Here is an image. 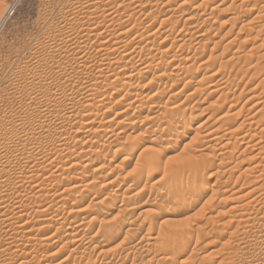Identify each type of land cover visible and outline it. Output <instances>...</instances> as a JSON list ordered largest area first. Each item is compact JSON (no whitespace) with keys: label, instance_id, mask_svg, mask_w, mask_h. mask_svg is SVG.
<instances>
[{"label":"rangeland","instance_id":"1","mask_svg":"<svg viewBox=\"0 0 264 264\" xmlns=\"http://www.w3.org/2000/svg\"><path fill=\"white\" fill-rule=\"evenodd\" d=\"M70 1L74 4H71ZM76 1L77 0H20V2L17 3V0H0V119L2 118V124H5L6 126L5 127L3 125L5 136L8 138L6 145L9 151V161L6 162V159H3L5 157L4 156L2 158L3 162H0L1 208L6 210L10 209V206H13L12 203H15L16 200H22L21 202L24 204H28L30 199L35 200L34 203L36 206L34 203H30V207L23 212V214L26 216L23 215L21 218V223H31L26 224L28 225L27 228L29 227L28 229L31 231L30 233L33 234L31 236L29 233L28 236L30 237L27 236L30 241L32 240L31 242H35L38 238L40 239L41 236L46 237L48 242L50 239L49 243L47 240L45 241V245H43V248H41L42 252L39 253L40 255H36L38 259L36 263L59 264L58 260H61L63 256L66 257L67 255L68 257L69 255L70 259L64 257L65 259L69 260H66L69 262V264H73L75 261V264H83L85 261H87L86 258L92 262L94 261L93 264H159L160 261L162 262L160 259L167 260L168 262L166 263L164 261L160 264H180L182 261L183 264H223L222 259L224 260V264H226L225 262L227 261L229 264H264V218L261 217L262 219L260 220V215L256 217L251 214L252 212L256 211L257 208L261 209L262 207L264 210V205H260V203H257L256 205V202H253L255 205H253L252 209L250 207L243 208L242 205L246 203V197V199L244 198L243 200L240 199V201H236H239L237 203L238 205L241 203L237 209L231 210L232 208H230L232 207V203L235 202H232L233 198L239 193L237 192L236 194L237 189L242 186L246 192L248 188L247 183L257 178V176H254L253 174H258V171L256 170L251 172L249 171V175L247 173H243V176L240 174V172L245 169V166H251L255 163V161H258V157H264V151L262 152L261 156L255 155L256 157H253L257 151L248 150L249 148L246 151L244 148V146L246 147L245 144L249 138V133V136H251V134L254 132H256L255 135L259 134V137L257 135L256 137H251L253 140H257L258 138V140H264V128L262 130L263 132L260 130V133H257L258 129H262L261 127H263V125H257V130L250 129L246 126L240 129V126H237L244 117H250L255 111H257L260 105L262 106L264 104L262 103L249 109L258 100H264V0H182V3L181 0H172L173 2L171 0H140L141 2L138 0H133V2L132 0H95L96 2L91 4L92 6L90 5V8L92 11L97 12H95L96 18L92 17V15H89V12L83 10L80 13L81 15L79 14V16L75 19L79 22L70 18L73 15L72 10L74 11L76 9L75 6H77V4L80 2L82 6H86L87 4L91 3V0H85V4L83 3L84 0H78L77 3ZM95 4H97V8H95ZM137 6H139V8ZM108 10L116 11L115 13H112L114 16H112V18H115L112 19L113 22L107 20L110 18L106 15ZM84 12L85 14L83 15ZM235 15L237 16L236 18ZM67 17L72 21H67ZM201 20L204 21L201 22ZM70 22L73 23L71 24ZM109 23H112L113 25H110ZM82 24L83 26H81ZM85 24L87 26L90 24L91 27L99 28L98 31H102V38L100 37L99 39H93L92 37L91 39L87 40V42L85 41L88 43L85 44L87 45V48L85 45L82 47L86 48L85 55L87 57V63L83 64V62L86 61H82L84 66L80 64V66L77 68V61L75 58L76 56H73L75 55H72L73 50L70 52L69 49L70 47L74 48L80 44H84V42L80 43L82 38H79V35H77L75 31H78L79 28L81 29L82 27L85 28ZM118 24H122L124 28L122 26L117 28L116 26ZM100 25L102 28L99 27ZM103 27L105 28L103 29ZM120 30H124L126 32L130 31V33H128L132 35L125 36L124 39L126 40L119 44L112 43L113 39L110 38V36L112 34H117V32ZM58 31H61V33L64 34L66 44L64 46H67V54L64 52L59 53L58 51H55L57 50L56 46L63 45L62 41L57 42L59 45H53L49 49L42 46V42L45 41L49 34L56 33ZM103 31L109 32L104 33ZM168 31H171L170 34ZM157 32L160 33L158 34ZM139 35L149 37L142 41L139 40ZM103 37L105 39L108 37L111 40L106 42L104 41L105 39ZM103 42L106 43L102 44ZM124 42H126V51H123L121 47L124 45ZM106 44H110V46L108 45L110 48ZM103 46H107L108 48H104ZM101 47L103 48L101 49L102 52H98V48ZM125 48L123 47L124 50ZM105 49L107 50L105 51ZM120 51L123 53H120ZM124 52H126L125 54L129 53L130 56L128 54L129 58L125 57L124 60H120L119 57H121ZM63 55H65V57ZM102 58L105 59L101 60ZM245 58H247V60ZM114 59H118L117 61H119L120 64V66L118 64L114 66L117 74L115 76H106L107 71L105 70L108 69L105 67H107V64ZM152 60L153 62H151ZM93 61H95L97 64L95 62L93 63ZM257 63H259V65ZM143 64L146 65V68ZM53 66L55 68H52ZM187 67H191V72L188 73V75L185 72ZM74 69L77 71H74ZM99 70L103 72V76L101 74V78H98V80H96L97 83L95 82L93 84V90L91 89L89 91L91 94L95 92L97 94H95V96L98 99H106V102L99 107H94L95 109H87L85 106H82L86 103H81L83 95L81 92L84 93L86 86L90 82H93V80H91L92 78L89 76H91V74L93 75L94 73L97 74L98 72L94 71ZM102 72H99L98 74ZM30 74H34L35 83H30L27 81V79H29L28 75ZM209 82L211 84H209ZM214 82L217 83L216 85L218 86V89L216 88L217 86ZM222 87L223 89H221ZM225 87L229 88L230 90ZM212 89H214V91H211ZM221 93H228L227 103L231 105L229 108L234 105V107H232L233 110L231 109L232 111H229L228 113V115L231 116L229 119H231L233 123L236 122L237 125L236 123V126L233 123L231 124V120L226 119L227 122L230 123L228 124L225 121V125H223V127H221L217 132L220 134L227 127H236L235 129H237V131L240 129L238 134L245 135L244 137L246 138L248 137L247 139L245 138L246 142H242L240 138H238L239 140L236 143V134L233 135V137H231L232 141H230L232 143L235 141V150L234 147L231 148L233 145H231V143V146L229 145V148L227 147V149L222 147L224 144L221 145V148H223L221 149L220 142L213 144L214 141H211V137H214V134L211 131H214V128H216L219 124L218 123L215 125L214 121L217 119V117L219 118L220 115L224 114L226 108L229 106V104L225 103L224 109L221 111L218 110L221 104L220 102H222L218 99ZM66 95L70 98L73 96L75 101L73 100L72 104H67V101L63 100V97ZM233 97L234 100L231 99ZM35 99L38 101L41 100L40 102L43 103H49V105H47L48 107L43 106L42 108L45 109H42L40 112H38V110H34L32 108V104L30 105V101L34 102L36 101ZM228 99L232 101H229ZM232 102H235L236 104H232ZM123 109L125 110V112H123L124 116H118L119 118H114L115 112L121 110L124 111ZM262 111L259 113L262 114ZM166 112L173 113V116H178V119L181 120L175 127V130H169L167 127L165 128V125L157 126L159 123L158 121H164L163 117ZM233 114L235 115L232 119ZM112 116L114 119L111 121L110 119ZM260 116L263 117V115ZM80 117H85L87 122L80 119ZM121 117L124 119H120ZM159 118L160 120H158ZM79 120L82 123L78 122ZM90 121L92 123H90ZM85 122L87 124L89 123L92 128L96 129L95 134H91V136H85L87 134L85 131L87 126H84L86 125ZM58 125H60L59 128ZM15 127H17L19 131L17 135L14 133L16 130ZM7 128L8 130H5ZM59 129L61 130L60 139ZM112 130H114V135H110L111 133L108 132ZM122 130L123 132H121ZM10 131L12 133H10ZM55 131H57L59 135H57ZM194 132L197 133L195 134ZM127 133L129 134L127 135ZM137 136L138 139H136ZM238 136L239 135H237V137ZM141 137L147 138L143 139ZM198 138L201 141H199ZM56 139H59L60 141H56ZM153 139L155 142H153ZM64 140L66 142H64L65 144L62 146ZM248 140H250V138ZM58 142H62L61 147L60 145H56L58 148L60 147V149L53 145L59 144ZM207 143L208 145L211 143L212 144L208 146ZM51 144L52 147L55 146L57 149L52 148ZM120 145L123 148H121ZM93 151H95V153H92ZM225 151H229V153L230 151L231 153L233 152V154L230 153L232 156L228 158L227 156L229 153L226 154L227 156L222 155L225 153ZM241 151L244 152L242 153ZM142 153L143 155H141ZM150 154L151 156H154L156 163L158 161V166H156L158 163L154 164L152 161L150 162L149 159L147 160V156ZM198 154L204 159L208 157V168L206 171H199L197 174V195H193L192 192H186L185 194L183 193V189L177 186L181 184L184 185V182L189 176L188 170L186 169L187 171L182 173V176L180 175L182 171L177 172V174L179 173L183 179H180L181 177L179 175L178 176L180 178L173 176L172 173V175L169 174V172L167 173V170L170 171L172 167L173 169L171 170H174V168L178 170L182 169L181 166H185L184 163L186 161L191 159L193 161L197 160L199 158ZM24 156H28L30 159L32 158V160L26 161ZM249 157H253L254 160H251ZM199 159H201V157ZM27 164L28 166L31 165L32 168L30 169V175L29 173H25V176H27L25 178L23 171L25 167L24 165ZM148 164H150V166H148ZM177 164L181 166H178ZM230 165H232L231 167L233 168L229 167ZM95 168H98V170ZM230 168L232 170H230ZM93 169H95V172ZM41 170L44 173H42ZM182 170H184V167ZM3 171H6L9 177H6L7 175L5 176ZM173 173L176 175L175 172ZM14 174L20 176L18 177L19 179H17L19 184L10 179V177ZM34 175H36L37 179L34 178ZM236 175H241V179L236 180ZM31 176H34V179L31 180L36 181L32 182L29 180ZM239 176L237 177L239 178ZM140 177L141 179H138ZM174 177L177 178L176 180H178V182L181 183L183 181V183L179 184L174 180ZM216 179L217 181H215ZM244 180L248 181L245 183ZM11 181H13L14 184H12ZM107 181H113V183H108ZM242 183H245L244 186ZM131 184L134 186L132 187ZM183 185H181V187L185 188V185ZM36 187L38 188L36 189ZM68 191L72 194H70ZM203 191H205V193ZM65 192H68L69 195L67 193L65 195ZM42 193L43 198H40L42 197ZM35 194L37 196H35ZM60 194H63L64 196ZM35 197L36 199H34ZM65 199H67V201ZM109 199H111L114 203L109 201ZM44 200L47 201L45 202V207L43 204L39 205V202L44 203ZM80 201L82 202L80 203ZM247 201H249V199ZM38 206H41V209L47 208L48 206L49 210H51L50 213L53 211V213H55L58 208H61L59 210L62 213L63 219H59L58 222L55 221V223L54 221L53 223L51 222L50 224L53 226L48 224L50 228H48V226L47 229L46 227L43 228V226L46 225L45 221L41 220L43 216L41 217L38 214V216H35L36 213H33V210L35 211V208L37 209ZM42 206L44 208H42ZM104 206L107 207L105 208ZM187 206H189V209H187ZM254 208L256 209L254 210ZM106 209L108 210L107 213L109 215L106 213L104 214ZM209 210L212 212L209 213ZM26 212L30 214H27ZM205 215L207 216L205 217ZM27 216H29V219H27L28 221L25 220V217ZM209 216L213 217L211 221L207 220V217ZM250 216H253L251 218H255L250 219ZM205 219L209 222H207ZM122 220H124V223ZM239 221H242L241 223L243 224H241ZM251 221L252 223H250ZM253 221V226L255 227L251 226ZM245 222L248 224L250 223V228ZM237 223H240L239 226ZM40 225H42V229L50 231L46 232V230L38 229L40 228ZM102 226H105V228ZM58 227L59 231L56 230ZM107 227L108 229L111 227L115 229H110L112 230V233H107ZM173 228L175 230L178 228L182 232L184 239L181 237L180 238L185 240V244L186 242L188 244L183 246V254L175 255L177 262L173 259H169L168 261V257H170V254H168L170 251L169 247L171 248V244L169 245V243H167L169 246L167 245L168 249L165 248L166 250H162L160 247L158 248L159 244L163 240H165L164 242H167L165 239L167 235L164 234L165 230ZM194 228H196V230L199 228L200 230H197L199 231L196 233L197 235L195 234L196 230H194ZM0 229V231H3L2 228ZM98 230H107L104 239H102L103 237L100 238L103 236H100V234H104V231L99 232V236H96ZM186 230L189 232H186ZM190 230H193L192 235H190ZM52 232L58 233L56 235L59 236L60 239L58 237L56 238V235ZM67 232L69 233L68 235ZM2 233L5 235L3 238H1ZM2 233L0 232V238H6V232L4 231ZM110 233L112 236H109L112 239L107 236ZM145 233H147L146 235L148 236H145ZM49 234L50 238H48ZM199 234L200 237L197 238ZM34 236L35 238H33ZM93 237L94 239L99 238L100 241L98 239L95 241L101 243L102 240V244H107V246L103 245V248H85L84 250V247H82L83 245H80L79 242L83 244L88 243ZM108 237L110 238V241H107L109 240L107 239ZM79 238L81 241L78 242ZM211 238L213 239L212 241ZM28 241L25 244L28 245L30 242ZM74 242L78 243L79 246H76V243ZM212 242L214 243L212 244ZM193 243H195V245ZM231 243L232 245H230ZM240 246L241 248H239ZM57 248L58 250L60 248V252H55V249ZM101 249H106L105 252L110 249V252L108 251L109 254L105 255V253H103L104 251ZM69 251L72 253L74 251L75 252L73 255H70ZM155 251L157 253H155ZM192 252H195L196 255H194ZM78 254L79 257L85 258V260H81L78 257ZM193 255L194 257L196 256L197 259H193ZM72 256H74V259H72ZM201 256H205L206 259L202 258ZM75 259L81 260L82 262H77ZM157 259L160 261L156 262ZM148 261L152 263H149ZM63 262L67 263L64 260ZM0 264H7L1 255Z\"/></svg>","mask_w":264,"mask_h":264},{"label":"bare ground","instance_id":"2","mask_svg":"<svg viewBox=\"0 0 264 264\" xmlns=\"http://www.w3.org/2000/svg\"><path fill=\"white\" fill-rule=\"evenodd\" d=\"M78 1V0H77ZM77 1H76V3H77ZM134 1H137V0H134ZM138 1H140V0H138ZM159 1V0H158ZM172 1V0H171ZM72 2H74V1H72ZM83 2V1H82ZM90 2V1H89ZM94 2H96L95 0L93 1V0H91V3H89V4H87L86 6H82L79 2V4H77V6H75V10L73 11L72 10V12H73V15L70 17L71 19H76V17H78L79 16V14L83 11V10H85L86 12H89V15H92V17H95L96 18V14H95V12L96 11H92L91 10V8H90V5L91 4H94ZM99 2V1H98ZM101 2V1H100ZM132 2H133V0H132ZM141 2V1H140ZM146 2V1H145ZM173 2V1H172ZM223 2V1H222ZM70 3H71V1H70ZM75 3V4H76ZM84 4L86 3L85 2V0H84V2H83ZM135 3V2H134ZM133 3V4H134ZM152 3V2H151ZM181 3H182V0H181ZM180 3V4H181ZM201 3V2H200ZM243 3V2H242ZM71 4H74V3H71ZM71 4H70V6H71ZM118 4V3H117ZM129 4H131V3H129ZM138 4V3H137ZM171 4V3H170ZM254 4V3H253ZM96 6H95V8H97V4H95ZM106 5H108V4H106ZM139 5V4H138ZM144 5V4H143ZM73 6V7H74ZM92 6V5H91ZM141 6V5H140ZM197 6V5H196ZM220 6V5H219ZM242 6V5H241ZM102 8H104L103 6H101ZM107 7V6H106ZM138 8H139V6H137ZM157 7V6H156ZM250 7V6H249ZM252 8V7H251ZM90 9V10H89ZM101 9V8H100ZM106 9V8H105ZM161 9V8H160ZM172 9V8H171ZM247 9V8H246ZM97 10V9H96ZM98 10H99V7H98ZM107 10V9H106ZM134 11V10H133ZM150 11H151V9H150ZM239 11V10H238ZM101 12V11H100ZM103 12V11H102ZM115 13L116 11L115 10H111V11H109L108 10V12H106V15L108 16V17H110L109 19H107V20H109V21H112V19H115V18H112V16H113V14L112 13ZM121 12V11H120ZM153 12V11H152ZM240 12V11H239ZM97 13V12H96ZM147 13V12H146ZM150 13V12H149ZM154 13V12H153ZM235 13H236V11H235ZM242 13V12H241ZM85 14V12L83 13V15ZM88 14V13H87ZM200 14V13H199ZM233 14V13H232ZM68 15V14H67ZM81 15V14H80ZM239 15V14H238ZM101 16V15H100ZM127 16V15H126ZM191 16V15H190ZM193 16V15H192ZM233 16V15H232ZM114 17V16H113ZM134 17V16H133ZM175 17V16H174ZM194 17V16H193ZM237 16L235 15V18H236ZM65 18H66V16H65ZM68 18V17H67ZM99 18H101V17H99ZM152 18V17H151ZM170 18V17H169ZM230 18V17H229ZM232 18V17H231ZM71 19H66L67 21L68 20H71ZM83 19V18H82ZM93 19V18H92ZM105 20V19H104ZM173 20V19H172ZM234 20V19H233ZM236 20V19H235ZM72 21V20H71ZM75 21H77V22H79L78 20H75ZM89 21V20H88ZM93 21V20H92ZM126 21V20H125ZM204 20H201V22H203ZM205 21H207V20H205ZM232 21V20H231ZM101 22V21H100ZM113 22V21H112ZM200 22V21H199ZM71 23V22H70ZM73 23V22H72ZM71 23V24H72ZM84 23H86V22H84ZM96 23V22H95ZM121 23V22H120ZM166 23H168V22H166ZM173 23V22H172ZM70 24V25H71ZM105 24H106V22H105ZM110 24V23H109ZM112 24V23H111ZM110 24V25H111ZM174 24V23H173ZM201 24V23H200ZM75 25V24H74ZM86 25V24H85ZM113 25V24H112ZM116 25V24H115ZM202 25V24H201ZM79 26H80V23H79ZM81 26H83V24L81 25ZM122 26V24H118L116 27L118 28V27H121ZM169 26V25H168ZM200 26V25H199ZM250 26V25H249ZM99 27H101V25L99 26ZM123 28H124V26H122ZM136 27V26H135ZM172 27V26H171ZM193 27V26H192ZM252 27V26H251ZM102 28V27H101ZM100 28V29H101ZM105 27H103V29H104ZM168 28V27H167ZM98 29L99 28H96V27H91L90 26V24H89V26H87L86 25V27L84 28V27H82L81 29L79 28V30L78 31H75V33L77 34V35H79V38H82V40L80 41V43H82V42H84V44H80V45H78L77 47H70V52H72V50H73V52H72V55L73 54H75V55H73V56H76L75 58H76V61H77V64H76V66H77V68L80 66V64H82V61H86V62H83V64L84 63H87V57H86V48H87V45H85V44H88V43H86L87 42V40H89V39H91L92 37H93V39L94 38H97V39H99L101 36H102V31H98ZM172 29H173V27H172ZM241 29V28H240ZM59 30V29H58ZM73 30V29H72ZM110 30V29H109ZM133 30H135V29H133ZM167 30V29H166ZM197 30V29H196ZM199 30V29H198ZM66 31V30H65ZM138 31V30H137ZM141 31V30H140ZM156 31V30H155ZM173 31V30H172ZM194 31V30H193ZM207 31V30H206ZM258 31H260V30H258ZM67 32V31H66ZM104 32V31H103ZM105 32H109V31H105ZM104 32V33H105ZM115 32V31H114ZM130 33V31H119V32H117V34H112L111 36H113V37H111L110 36V38H112L113 39V42L112 43H115V44H119V43H121V42H123L124 40H126V39H124V37L125 36H129V35H132V34H129ZM136 32V31H135ZM169 32V31H168ZM171 32V31H170ZM170 32H169V34H170ZM197 32V31H196ZM203 32V31H202ZM51 33V32H50ZM106 33V34H107ZM116 33V32H115ZM128 33V34H127ZM141 33V32H140ZM145 33V32H144ZM155 33V32H154ZM158 33V32H157ZM156 33V34H157ZM160 33V32H159ZM158 33V34H159ZM193 33H195V32H193ZM49 34V33H48ZM155 34V35H156ZM257 34H258V32H257ZM105 35V34H104ZM148 35V34H147ZM46 36H47V34H46ZM137 36V35H136ZM201 36V35H200ZM259 36V35H258ZM109 37V36H108ZM108 37H106L107 39H105L104 37V41H106V42H109V40H111L110 38H108ZM147 37H149V36H143V35H139L138 36V38H139V40H142V41H144L145 40V38H147ZM46 38V37H45ZM67 38H68V36H67ZM77 38V37H76ZM102 38V37H101ZM134 38V37H133ZM201 39V38H200ZM60 41H62V43H63V45L61 46H56L57 47V50H55V51H58L59 53L60 52H64V53H66L67 51H66V47L64 46V45H66L65 44V37H64V34L63 33H61V31L59 32H56V33H52V34H49L48 36H47V38L45 39V41H43L42 43H43V47H45V48H51L53 45L55 46L56 44H57V42H60ZM76 41L78 42V40L76 39ZM86 41V42H85ZM130 41V40H129ZM133 41V40H132ZM141 41V42H142ZM147 41H149V40H147ZM90 42V41H89ZM95 42H96V39H95ZM106 42H103L102 44H104V43H106ZM134 42V41H133ZM153 42V41H152ZM185 42V41H184ZM188 42V41H187ZM61 43V44H62ZM98 43V42H97ZM125 43L126 42H124V45H122L121 47H122V50L123 51H126V49L127 48H125L126 47V45H125ZM136 43V42H135ZM146 43V42H145ZM196 43V42H195ZM111 44V43H110ZM110 44H106L107 46L109 45L110 46ZM57 45H59V44H57ZM75 45V44H74ZM83 45H85V47H82ZM101 45V44H100ZM134 45V44H133ZM140 45V44H139ZM143 45V44H142ZM152 45H154V44H152ZM64 46V47H63ZM106 46V47H107ZM108 46V47H109ZM130 46V45H129ZM184 46V45H183ZM187 46V45H186ZM262 46V45H261ZM104 47V46H103ZM106 47H104V48H106ZM107 47V48H108ZM120 47V46H119ZM123 47L125 48V50L123 49ZM143 47H144V45H143ZM257 47V46H256ZM40 48H42V47H40ZM94 48V47H93ZM110 48V47H109ZM136 48H137V46H136ZM141 48V47H140ZM101 49H103L102 47L101 48H98V52H102L101 51ZM112 49V48H111ZM119 49V48H118ZM117 49V50H118ZM135 49V48H134ZM171 49V48H170ZM46 50V49H45ZM107 49H105V51H106ZM142 50V49H141ZM253 50H256V49H253ZM37 51V50H36ZM35 51V52H36ZM51 51H52V49H51ZM54 51V52H55ZM105 51H103V52H105ZM159 51V50H158ZM40 52V51H39ZM38 52V53H39ZM53 52V51H52ZM115 52V51H114ZM117 52V51H116ZM137 52V51H136ZM139 52V51H138ZM252 52V51H251ZM64 53H62V54H64ZM112 53V52H111ZM120 53H123L122 51H120ZM119 53V54H120ZM126 52H124V54H125ZM167 53V52H166ZM255 53V52H254ZM56 54H57V52H56ZM67 54V53H66ZM107 54V53H106ZM122 54L121 55V57H119L120 58V60H124V58L125 57H128V54L129 53H127V54ZM144 54V53H143ZM176 54V53H175ZM61 55V54H60ZM71 55V56H72ZM108 55V54H107ZM124 55V56H123ZM138 55V54H137ZM64 57H65V55H63ZM91 56V55H90ZM96 56V55H95ZM129 56H130V54H129ZM132 56V55H131ZM143 56V55H142ZM156 56V55H155ZM101 57H104V56H101ZM92 58V57H91ZM93 58H94V55H93ZM118 58V57H117ZM118 58V59H119ZM129 58V57H128ZM135 58V57H134ZM151 58V57H150ZM232 58V57H231ZM234 58V57H233ZM68 59H70V58H68ZM105 58H102L101 60H104ZM110 59V58H109ZM118 59H114L113 61H111V62H107L108 64V66L107 67H105V68H107L108 70H105V71H107V75L106 76H109V75H116L117 73H116V71H115V69H114V66L116 65V64H118L119 66H120V64H119V61H117ZM143 59V58H142ZM246 60H247V58H245ZM258 59V58H257ZM126 60V59H125ZM127 60H129V59H127ZM135 60V59H134ZM144 60H145V58H144ZM146 60H149V59H146ZM162 60V59H161ZM226 60V59H225ZM97 61V60H96ZM100 61V60H99ZM159 61V60H158ZM172 61V60H171ZM182 61V60H181ZM185 61V60H184ZM245 61V60H244ZM64 62V61H63ZM95 61H93V63H94ZM132 62V61H131ZM151 62H153V60L151 61ZM96 63V62H95ZM128 63V62H127ZM139 63V62H138ZM137 63V64H138ZM140 63H141V61H140ZM184 63V62H183ZM190 63V62H189ZM225 63V62H224ZM246 63V62H245ZM254 63V62H253ZM54 64H56V63H54ZM82 64V65H83ZM97 64V63H96ZM136 64V63H135ZM135 64H133V65H135ZM156 64V63H155ZM206 64V63H205ZM258 65H259V63H257ZM10 65V64H9ZM99 65H101V64H99ZM98 65V66H99ZM124 65H125V63H124ZM130 65V64H129ZM143 65H145V64H143ZM161 65V64H160ZM190 65H192V64H190ZM35 66V65H34ZM84 66V65H83ZM150 66V65H149ZM158 66V65H157ZM10 67V66H9ZM94 67H95V65H94ZM112 67V68H111ZM117 67V66H116ZM134 67V66H133ZM179 67V66H178ZM254 67V66H253ZM261 67V66H260ZM13 68V67H12ZM27 68V67H26ZM52 68H55L54 66L52 67ZM73 68V67H72ZM119 68V67H118ZM139 68V67H138ZM145 68H146V65H145ZM191 67H187V69H186V73H187V75H188V73H190L191 72V69H190ZM258 68V67H257ZM30 69V68H29ZM83 69V68H82ZM97 69V68H96ZM99 69H101V68H99ZM127 69H128V66H127ZM149 69V68H148ZM177 69V68H176ZM118 70V69H117ZM137 70H139V69H137ZM146 70V69H145ZM188 70V71H187ZM16 71V70H15ZM58 71V70H57ZM74 71H77L76 69H74ZM104 71V72H105ZM130 71H132V70H130ZM129 71V72H130ZM256 71V70H255ZM11 72V71H10ZM94 72H102V71H94ZM93 72V73H94ZM163 72V71H162ZM161 72V73H162ZM19 73V72H18ZM25 73V72H24ZM91 74V76H89V77H91L90 79L91 80H93V82H90L87 86H86V90H85V92L84 93H82L81 92V94H83L82 95V101H81V103H86L85 105H82V106H85V108H87V109H92V108H94V107H99V106H101L102 104H104L105 102H106V99H98L96 96H95V92L94 91H92V92H94V93H90V91L89 90H93V88H92V86H93V84L96 82L97 83V81L96 80H98V78H101V74H102V76H103V72L102 73H100V74ZM134 73V72H133ZM176 73V72H175ZM11 74V73H10ZM63 74V73H62ZM119 74V73H118ZM138 74V73H137ZM165 74V73H164ZM167 75V74H166ZM29 77V79H27V81L28 82H30V83H35L34 82V79H35V76H34V74H30V75H28ZM83 76V75H82ZM110 76V77H111ZM165 76V75H164ZM169 76V75H168ZM178 77V76H177ZM220 77V76H219ZM51 78V77H50ZM71 78V77H70ZM78 78V77H77ZM80 78V77H79ZM88 78V77H87ZM105 78V77H104ZM168 78H170V77H168ZM183 78V77H182ZM189 78V77H188ZM222 78V77H221ZM17 79V78H16ZM43 79V78H42ZM106 79V78H105ZM160 79V78H159ZM171 79V78H170ZM173 79V78H172ZM175 79V78H174ZM184 79V78H183ZM251 79V78H250ZM14 80V79H13ZM18 80V79H17ZM24 80H25V78H24ZM50 80V79H49ZM48 80V81H49ZM67 80V79H66ZM166 80V79H165ZM209 80V79H208ZM223 80V79H222ZM233 80V79H232ZM260 80V79H259ZM262 80V79H261ZM39 81V80H38ZM73 81V80H72ZM82 81V80H81ZM107 81V80H106ZM110 81V80H109ZM201 81H204V80H201ZM215 81V80H214ZM16 82V81H15ZM24 82V81H23ZM41 82V81H40ZM51 82H54V81H51ZM126 82V81H125ZM180 82V81H179ZM185 82V81H184ZM213 82V81H212ZM107 83V82H106ZM128 83H129V81H128ZM199 83V82H198ZM203 83V82H202ZM205 83V82H204ZM215 83V82H214ZM218 83H219V81H218ZM234 83V82H233ZM258 83V82H257ZM10 84H12V83H10ZM40 84V83H39ZM167 84V83H166ZM209 84H211L210 82H209ZM217 83H215V85H216ZM121 85V84H120ZM176 85V84H175ZM174 85V86H175ZM199 85H201V84H199ZM228 85V84H227ZM234 85V84H233ZM260 85V84H259ZM263 85V84H262ZM212 86V85H211ZM217 86V85H216ZM221 86V85H220ZM220 86H219V88H220ZM102 87V86H101ZM125 87V86H124ZM182 87V86H181ZM213 87V86H212ZM228 87V86H227ZM227 87H225V88H227ZM56 88V87H55ZM107 88V87H106ZM109 88V87H108ZM196 88V87H195ZM197 88H198V86H197ZM201 88V87H200ZM217 89H218V86L216 87ZM216 88H215V90H216ZM235 88V87H234ZM51 89V88H50ZM114 89V88H113ZM123 89V88H122ZM221 89H223V87L221 88ZM227 89H229V88H227ZM226 89V90H227ZM58 90V89H57ZM95 90V89H94ZM125 90V89H124ZM179 90V89H178ZM202 90H204V89H202ZM201 90V91H202ZM230 90V89H229ZM87 91V92H86ZM114 91V90H113ZM117 91V90H116ZM193 91V90H192ZM211 91H214V89H212ZM219 91V90H218ZM224 91V90H223ZM32 92V91H31ZM34 92V91H33ZM58 92V91H57ZM230 92V91H229ZM259 92V91H258ZM125 93V92H124ZM123 93V94H124ZM127 93V92H126ZM180 93V92H179ZM178 93V94H179ZM99 94V93H98ZM103 94V93H102ZM193 94V93H192ZM228 94V93H227ZM227 94L225 93V94H220L219 95V97H218V99L219 100H221L222 102H220L221 104H220V106H219V108H218V110L219 111H221V110H223L224 109V105H225V103H227ZM258 94V93H257ZM63 95H65V94H63ZM72 95V94H71ZM97 95V94H96ZM116 95V94H115ZM125 95V94H124ZM171 95V94H170ZM6 96V95H5ZM236 96H237V94H236ZM258 96V95H257ZM32 97H34V96H32ZM72 98H70V97H68L67 95L66 96H64L63 97V100H66L67 101V104H72V102H73V100H74V97L73 96H71ZM76 97V96H75ZM79 97V96H78ZM123 97H125V96H123ZM127 97V96H126ZM223 97V98H222ZM231 97V96H230ZM41 98V97H40ZM47 98V97H46ZM97 98V99H96ZM100 98V97H99ZM104 98H106V97H104ZM110 98V97H109ZM189 98V97H188ZM188 98H186V99H188ZM30 99H32V98H30ZM45 99V98H44ZM55 99V98H54ZM79 99H81V98H79ZM232 100H234V97L233 98H231ZM36 100V99H35ZM43 100V99H42ZM47 100V99H46ZM77 100V99H76ZM134 100V99H133ZM229 100V99H228ZM232 100H229V101H232ZM41 100H36V101H34V102H31L30 101V105L32 104V108L34 109V110H38V112H40V111H42V107L43 106H47V105H49V103L47 104V103H43V102H40ZM69 101V102H68ZM75 101V100H74ZM226 101V102H225ZM45 102V101H44ZM59 102V101H58ZM63 102H65V101H63ZM122 102V101H121ZM156 102V101H155ZM23 103V102H22ZM25 103V102H24ZM75 103V102H74ZM119 103V102H118ZM262 103H264V100H258L257 102H255L250 108H249V106H248V108L249 109H251V108H253L254 106H256V105H260V104H262ZM11 104V103H10ZM108 104V103H107ZM127 104V103H126ZM227 104H229V103H227ZM232 104H236L235 102H232ZM27 105H29V104H27ZM177 105V104H176ZM180 105V104H179ZM164 106V105H163ZM174 106V105H173ZM231 105L229 104V106L226 108V111H225V113L224 114H222V115H220L219 116V118L217 117V119L214 121V123H215V125H217L218 123L220 124V123H222V124H218L217 125V127L216 128H214V131H211L213 134H214V137L212 138L211 137V141L213 142V144H215V143H219L220 142V148H221V145H223L222 147L223 148H225V149H227V147L229 148V145H230V143H231V148H233L234 147V150H235V146H236V143L238 142V138H240V140L242 141V142H246V140H245V138L246 137H244L245 135H240V134H238V132H239V130L241 129V128H243L244 126H246V127H248V128H250V129H256L257 130V125H259V124H262L263 125V127H261L262 129H258V132L257 133H260V130H261V132H263L262 130H263V128H264V111H262V110H264V104L260 107L259 106V108L257 109V111H255L250 117H248L247 116V118L246 117H244L240 122H239V125H237V123L236 122H232V120L231 119H229L231 116L230 115H228V113H229V111H232L233 109H232V107H234V105L231 107V108H229ZM35 107H36V109H35ZM48 107V106H47ZM46 107V108H47ZM110 107V106H109ZM122 107V106H121ZM120 107V108H121ZM127 107V106H126ZM128 107H130V106H128ZM132 107H133V105H132ZM136 107V106H135ZM134 107V108H135ZM176 107V106H175ZM30 108V107H29ZM68 108V107H67ZM101 108V107H100ZM173 108V107H172ZM31 109V108H30ZM45 109V108H44ZM43 109V110H44ZM84 109V108H83ZM95 109V108H94ZM98 109V108H97ZM119 109V108H118ZM174 109V108H173ZM232 109V110H231ZM33 110V111H34ZM99 110V109H98ZM109 110V109H108ZM124 110V109H123ZM151 110V109H150ZM157 110V109H156ZM92 111V110H91ZM96 111V110H95ZM127 111V110H126ZM175 111V110H174ZM179 111V110H178ZM236 111H238V110H236ZM260 111H262L263 113L261 114V113H259ZM123 112H125V110L124 111H117V112H115V116H114V118L115 117H118V116H124V113ZM104 113V112H103ZM162 113V112H161ZM164 113V112H163ZM263 115V117H261L260 115ZM73 114V113H72ZM157 114V113H156ZM231 114V113H230ZM258 114V115H257ZM174 114L173 113H167L166 112V114L164 115V121H162V122H160V121H158L159 123H158V125L157 126H163V125H165V128L167 127V129H173V130H175V127L178 125V123H179V121H181L180 119H178V116L176 117V116H173ZM234 115L235 114H233V116H232V119H233V117H234ZM2 116V115H1ZM10 116V115H9ZM14 116V115H13ZM105 116V115H104ZM155 116V115H154ZM158 116V115H157ZM62 117V116H61ZM64 117V116H63ZM257 117H260V118H257ZM16 118V117H15ZM87 118V117H86ZM113 118V116H112V118L110 119L111 121L114 119ZM119 118V117H118ZM117 118V119H118ZM149 118V117H148ZM151 118V117H150ZM2 119V118H1ZM0 119V130H1V132H0V162H3V160H2V158L3 159H6V162L7 161H9L8 160V153H9V151H8V149H7V145H6V143H7V140H8V138L5 136V131H4V127H3V125L5 126V124H2V121L3 120H1ZM77 119V118H76ZM75 119V120H76ZM80 119H82V120H85L86 121V119H85V117H83V118H81L80 117ZM88 119V118H87ZM120 119H124V118H120ZM154 119V118H153ZM184 119H185V117H184ZM229 119V120H231V124L233 123L234 125H235V123H236V125L237 126H240V129L237 131V129H235V128H229V127H227V128H225V130H223V132H221L220 134L217 132L218 130H220V128L221 127H223V125H225V121H226V123H230V122H227V120ZM67 120V119H66ZM81 120V121H82ZM149 120V119H148ZM157 120V119H156ZM158 120H160V118L158 119ZM5 121V120H4ZM9 121H11V120H9ZM107 121V120H106ZM120 121V120H119ZM122 121V120H121ZM78 122H80V120L78 121ZM87 122V121H86ZM85 122V123H86ZM94 122V121H93ZM118 122V121H117ZM164 122V123H163ZM217 122V123H216ZM3 123H5V122H3ZM12 123V122H11ZM15 123V122H14ZM58 123H59V121H58ZM80 123H82V122H80ZM90 123H92L91 121H90ZM97 123V122H96ZM124 123H126V122H124ZM155 123V122H154ZM204 123H205V121H204ZM241 123V124H240ZM21 124V123H20ZM202 124V123H201ZM210 124V123H209ZM62 125V124H61ZM79 125V124H78ZM99 125V124H98ZM203 125V124H202ZM214 125V126H215ZM227 125V124H226ZM233 125V126H234ZM235 125V126H236ZM55 126V125H54ZM57 126V125H56ZM84 126H87L86 127V129H85V131H86V135L85 136H91V134L93 135V134H95L96 133V129H94V128H92L90 125H89V123L87 124L86 123V125H84ZM134 126V125H133ZM199 127H201L200 125H198ZM210 126V125H209ZM231 126V125H230ZM242 126V127H241ZM260 126V125H259ZM2 127V128H1ZM6 127V126H5ZM60 127V125H58V128ZM73 127V126H72ZM80 127V126H79ZM97 127V126H96ZM101 127V126H100ZM107 127V126H106ZM132 127V126H131ZM148 127H149V125H148ZM206 127H207V125H206ZM205 127V128H206ZM213 127V126H212ZM224 127H226V126H224ZM252 127H254V128H252ZM10 128H11V126H10ZM16 128V132L14 131V133H16V135L19 133V131H18V129H17V127H15ZM62 128V127H61ZM198 128V127H197ZM196 128V129H197ZM204 128V129H205ZM239 128V127H238ZM13 129V128H12ZM98 129H99V127H98ZM133 129V128H132ZM136 129H138V128H136ZM164 129V128H163ZM209 129H211V128H209ZM223 129V128H222ZM247 129V128H246ZM5 130H8V128L7 129H5ZM54 130V129H53ZM248 130V129H247ZM247 130H244V131H247ZM144 131V130H143ZM195 131V130H194ZM198 131V130H197ZM249 131H251V130H249ZM77 132V131H76ZM108 132H110L111 134L110 135H114L113 133H114V130H112V131H108ZM121 132H123V130L121 131ZM140 132V131H139ZM146 132V131H145ZM150 132V131H149ZM148 132V133H149ZM202 132V131H201ZM209 132V131H208ZM10 133H12L11 131H10ZM55 133H57V131H55ZM59 133H60V135L57 133V135H59V139H60V136H61V130L59 129ZM69 133H71V132H69ZM135 133V132H134ZM156 133V132H155ZM154 133V134H155ZM195 133V132H194ZM197 133V132H196ZM195 133V134H196ZM217 133H218V135H217ZM255 133L256 132H254L253 134H251V136H249L250 135V133H249V135H248V137L250 138V140H248L247 138V143L245 144L246 145V147L244 146V148L246 149V151H247V149L248 150H255V151H257L254 155H253V157H256L255 155H258V156H261V154H262V152L264 151L263 149H264V140H253V139H251V137L253 138V137H256V135H255ZM67 134V133H66ZM116 134V133H115ZM123 134V133H122ZM129 133H127V135H128ZM207 134V133H206ZM205 134V135H206ZM236 134V143H235V141H234V143H232L231 141V137H233V135H235ZM244 134V133H243ZM62 135H63V133H62ZM96 135H98V134H96ZM109 135V136H110ZM139 135V134H138ZM146 135V134H145ZM145 135H143V136H145ZM151 135H153V134H151ZM210 135V134H209ZM237 135H239L238 137H237ZM246 135V136H247ZM259 135V134H258ZM257 135V136H258ZM141 136V135H140ZM139 136V137H140ZM156 136V135H155ZM154 136V137H155ZM193 136V135H192ZM203 136V135H202ZM202 136H199V137H202ZM208 136V135H207ZM97 137V136H96ZM100 137V136H99ZM112 137V136H111ZM235 137V136H234ZM259 137V136H258ZM53 138V137H52ZM75 138V137H74ZM94 138V137H93ZM92 138V139H93ZM106 138V137H105ZM141 138H143V139H146V138H144V137H141ZM152 138H153V136H152ZM54 139V138H53ZM58 139V140H59ZM62 139V138H61ZM68 139V138H67ZM100 139H102V138H100ZM136 139H138V136H137V138ZM155 139V138H154ZM153 139V140H154ZM199 139V138H198ZM202 139V138H201ZM209 139V138H208ZM57 139H56V141H58ZM66 140V139H65ZM63 141V143H62V146H63V144H65L64 142H66V141ZM107 140V139H106ZM141 140V139H140ZM231 140V141H230ZM245 140V141H244ZM60 141V140H59ZM87 141H88V139H87ZM86 141V142H87ZM98 141V140H97ZM108 141V140H107ZM137 141V140H136ZM144 141V140H143ZM146 141V140H145ZM199 141H201L200 139H199ZM216 141V142H215ZM218 141V142H217ZM240 141V142H241ZM135 142V141H134ZM146 142H148V141H146ZM145 142V143H146ZM153 142H155V140L153 141ZM203 142V141H202ZM208 143H210L209 141H207ZM54 143H57V142H54ZM59 144H53V145H60V147H61V143L60 142H58ZM81 143H82V141H81ZM121 143V142H120ZM200 143V142H199ZM208 143H207V145H208ZM92 144H94V143H92ZM96 144H98V143H96ZM95 144V145H96ZM100 144V143H99ZM122 144V143H121ZM212 144V143H211ZM211 144H209V145H211ZM242 144V143H241ZM83 145V144H82ZM81 145V146H82ZM85 145V144H84ZM106 145V144H105ZM136 145V144H135ZM208 145V146H209ZM217 145V144H216ZM55 146L54 147H52V144H51V147L52 148H55ZM121 146V145H120ZM198 146H201V145H198ZM205 146V145H204ZM57 148H58V146H56ZM60 147L58 148V149H60ZM99 147V146H98ZM57 148H55V149H57ZM102 148H104V147H102ZM121 148H123L122 146H121ZM206 148H207V146H206ZM223 148H221V149H223ZM243 148V149H244ZM251 148V149H250ZM101 149V148H100ZM149 149V148H148ZM224 149V150H225ZM242 149V148H241ZM125 150V149H124ZM127 150V149H126ZM151 150H152V148H151ZM154 150V149H153ZM229 150V149H228ZM232 150V149H231ZM99 151H102V150H99ZM120 151H121V149H120ZM144 151V150H143ZM155 151V150H154ZM233 151V150H232ZM149 152V151H148ZM147 152V153H148ZM242 152V151H241ZM244 152V151H243ZM242 152V153H243ZM88 153V152H87ZM92 153H95V151H93ZM146 153V152H145ZM223 153V152H222ZM229 153V151H225V153L224 154H222V155H226V154H228ZM230 153H231V151H230ZM229 153V155L227 156L228 158L230 157V156H232L231 154H233V152L230 154ZM264 153V152H263ZM68 154V153H67ZM82 154V153H81ZM80 154V155H81ZM153 154V153H152ZM91 155V154H90ZM141 155H143V153L141 154ZM155 155V154H154ZM199 155V154H198ZM14 156V155H13ZM83 156V155H82ZM145 156V155H144ZM147 156V155H146ZM193 156H195V155H193ZM207 156V155H206ZM25 158H26V161L27 160H32V158L30 159V157H28V156H24ZM73 157V156H72ZM81 157V156H80ZM84 157V156H83ZM148 158H147V160L149 159V161L151 162H153L154 164H157L158 163V161H157V163H156V161H155V158H154V156H151V154L150 155H148L147 156ZM156 157V156H155ZM198 157V156H197ZM201 157V159H199ZM227 157H224V158H227ZM253 157H249L251 160H254L253 159ZM262 157H263V155H262ZM191 158H193V157H191ZM199 158L197 159V160H195V161H193L192 159L191 160H189V161H186L184 164H185V166H181V165H178V166H181L182 167V169H183V167H184V170H182V169H180V170H178V169H175L174 168V170H171V169H173V167L170 169V171H168L167 170V173L169 172V174H173V176H175V177H178V178H180L183 174L182 173H185V171H187L188 170V173H189V176L187 177V179H186V181L184 182V185L183 184H181V183H183V181L180 183V182H178V180H176L177 178H175L174 180L176 181V182H178L179 184H181V185H183L185 188H182L181 187V185H179V186H177V187H180L181 189H183V193H185L186 194V192H189V193H193V195H197V187H196V184H197V174H198V172L199 171H203V170H205L206 171V169L208 168V157L207 158H202V156L201 155H199ZM223 158V157H222ZM232 158V157H231ZM230 158V159H231ZM259 158V160L258 161H255V163L253 164V165H251V166H248V167H244L245 169H243L242 170V172H240V174H242V176L244 175L243 173H249V171L251 172V171H254V170H256V171H258V174L257 173H255V174H253L254 176H257V178L256 177H254V178H256V179H254V180H252V181H250L249 183H247L248 184V188H247V190H246V192L244 191V188L241 186H239L240 188H238L237 189V191H236V194H237V192H239L234 198H233V201L232 202H236L237 200H239L240 201V199L241 200H243L244 198L246 199V197H247V200L249 199V201H247L246 200V203L244 204V205H242V207L244 208V207H250L251 209H252V207H253V205H255L254 203L256 202V205H257V203H260V205L261 204H263L264 205V157L263 158H261V157H258ZM195 159V158H194ZM234 159V158H233ZM256 159V158H255ZM23 160H25V159H23ZM74 160V159H73ZM90 160V159H89ZM145 160H146V157H145ZM210 160V159H209ZM223 160V159H222ZM221 160V161H222ZM225 160V159H224ZM235 160V159H234ZM243 161V160H242ZM31 162H34V161H31ZM89 162V161H88ZM223 162V161H222ZM241 162V161H240ZM26 163V162H25ZM24 163V164H25ZM58 163V162H57ZM75 163V162H74ZM148 163V162H147ZM152 163V164H153ZM211 163V162H210ZM225 163V162H224ZM238 163H239V161H238ZM29 164V163H28ZM28 164L27 165H24L25 167H24V171H23V173H24V176H25V173H29V175H30V173H31V168H32V166L30 165V166H28ZM32 164H35V163H32ZM104 164H107V163H104ZM153 164V165H154ZM230 164V163H229ZM235 164V163H234ZM102 165H103V163H102ZM159 165V163L156 165V166H158ZM238 165V164H237ZM34 166H36V165H34ZM33 166V167H34ZM107 166V165H106ZM141 166H142V164H141ZM140 166V167H141ZM144 166V165H143ZM148 166H150V164H148ZM232 165H230L229 167H231ZM234 166H236V165H234ZM70 167V166H69ZM98 167V166H97ZM108 167V166H107ZM153 167V166H152ZM181 167H178V168H181ZM102 168V167H101ZM105 168V167H104ZM113 168V167H112ZM118 168V167H117ZM149 168V167H148ZM209 168H211V167H209ZM231 168H233V167H231ZM230 168V170H232ZM34 169H35V167H34ZM45 169V168H44ZM43 169V170H44ZM59 169H61V168H59ZM96 170H98V168H95ZM95 169H93L94 170V172H95ZM120 169V168H119ZM166 169V168H165ZM187 169V170H186ZM228 169V168H227ZM149 170V169H148ZM147 170V171H148ZM229 170V169H228ZM246 172H245V171ZM32 171H33V169H32ZM44 171H46V170H44ZM53 171V170H52ZM104 171H106V170H104ZM147 171H145V172H147ZM182 171V172H181ZM34 172V171H33ZM37 172V171H36ZM35 172V173H36ZM39 172V171H38ZM41 172L42 173H44L42 170H41ZM62 172V171H61ZM60 172V173H61ZM102 172V171H101ZM108 172H110V171H108ZM113 172V171H112ZM148 172H150V171H148ZM173 172H175L176 173V175H174V173ZM177 172H181L180 173V175H179V173L177 174ZM3 173L5 174V176L6 177H9L8 176V174L6 173V171H3ZM97 173V172H96ZM230 173H231V171H230ZM34 174V173H33ZM105 174V173H104ZM119 174V173H118ZM171 174V175H172ZM216 174V173H215ZM218 174V173H217ZM257 174V175H256ZM28 175V176H29ZM37 175V174H36ZM36 175H34V176H31V178L29 179V180H31V179H34V178H36ZM94 175V174H93ZM180 177H179V176ZM211 175V174H210ZM249 175V174H248ZM24 176H22V177H24ZM99 176V175H98ZM107 176V175H106ZM128 176V175H127ZM139 176V175H138ZM143 176V175H142ZM219 176V175H218ZM217 176V177H218ZM237 176H239V175H236V180L238 179H241L240 178V176H239V178L237 177ZM18 177H20L19 175H16V174H14V175H12L11 177H10V179L11 180H13V181H15L16 183H18L17 182V179H19ZM27 176H25V178H26ZM34 177V178H33ZM108 177V176H107ZM115 177H118V176H115ZM135 177H137V176H135ZM210 177V176H209ZM215 177V176H214ZM216 177V178H217ZM231 177V176H230ZM247 177V176H246ZM53 178V177H52ZM221 178V177H220ZM9 179V178H8ZM37 179V178H36ZM48 179H50V178H48ZM108 179V178H107ZM116 179V178H115ZM137 179V178H136ZM138 179H141V177L140 178H138ZM173 179V178H172ZM180 179H183L182 177L180 178ZM232 179V178H231ZM50 180H52V179H50ZM114 180V179H113ZM225 180H227V179H225ZM13 181H11V183L12 184H14V182ZM32 181V180H31ZM31 181H30V183H31ZM33 181H36V180H33ZM32 181V182H33ZM48 181V180H47ZM116 181V180H115ZM169 181V180H168ZM215 181H217V179L215 180ZM245 181V183H246V181H248V180H244ZM44 182V181H43ZM108 182V181H107ZM109 182H112L113 183V181H109ZM108 182V183H109ZM229 182V181H228ZM233 182V181H232ZM243 182V181H242ZM116 183H117V181H116ZM132 183H135V182H132ZM218 183V182H217ZM225 183V182H224ZM244 183V184H245ZM19 184V183H18ZM107 184V183H106ZM226 184V183H225ZM243 184V183H242ZM241 184V185H242ZM244 184H243V186H244ZM246 184V185H247ZM21 185V184H20ZM34 185V184H33ZM35 186V185H34ZM33 186V187H34ZM67 186V185H66ZM113 186V185H112ZM130 186V185H129ZM131 186H132V184H131ZM134 186V185H133ZM132 186V187H133ZM136 186V185H135ZM226 186V185H225ZM231 186V185H230ZM30 187H32V186H30ZM75 187V186H74ZM143 187V186H142ZM235 187H236V185H235ZM38 187H36V189H37ZM68 188H73V187H68ZM128 188H131V187H128ZM229 188H231V187H229ZM56 189V188H55ZM203 189V188H202ZM72 190H74V189H72ZM47 191V190H46ZM205 191H206V189H205ZM205 191H203L204 193H205ZM244 191V192H243ZM69 192V191H68ZM68 192H65L64 194L66 195V193L68 194ZM72 192V191H71ZM139 192V191H138ZM203 192H202V194H203ZM226 192V191H225ZM37 193H38V191H37ZM36 193V194H37ZM58 193V192H57ZM70 193V192H69ZM135 193V192H134ZM32 194V193H31ZM35 194V196H37ZM49 194V193H48ZM70 194H72V193H70ZM212 194H213V191H212ZM39 195V194H38ZM54 195V194H53ZM60 195H63V194H60ZM59 195V196H60ZM69 195V194H68ZM67 195V196H68ZM118 195V194H117ZM32 196H33V194H32ZM40 196V195H39ZM50 196H52V195H50ZM64 196V195H63ZM116 196V195H115ZM124 196V195H123ZM211 196V195H210ZM230 196V195H229ZM75 197V196H74ZM111 197H114V196H111ZM40 198H43V193H42V197H40ZM56 198V197H55ZM60 198V197H59ZM210 198H212V197H210ZM227 198V197H226ZM34 199H36V197L34 198ZM53 199V198H52ZM118 199V198H117ZM230 199V198H229ZM20 200V199H19ZM42 200V199H41ZM48 200V199H47ZM53 200H55V199H53ZM57 200V199H56ZM66 201H67V199H65ZM78 200H79V198H78ZM116 200V199H115ZM121 200V199H120ZM232 200V199H231ZM22 200H20V201H18V200H16L15 201V203H12L13 204V206H10V209H8V210H6V209H2L1 208V199H0V228H2V230L3 231H0L1 233L2 232H6V238H4V239H1V238H3V237H5V235H3V233H2V235H1V241H0V249H1V251H0V255L3 257V259H4V261H6V263L7 264H37L36 263V261H38V259H37V257H36V255L38 254V255H40L39 253L40 252H42L41 251V248H43V245H45V241L47 240V238L46 237H40V239L37 241H35V242H31L30 240H29V238L28 237H30V236H28L29 235V233L31 232L28 228H27V226L28 225H26L27 223L28 224H31L30 222H23V223H21V218L23 217V215H25V214H23V212L24 211H26L29 207H30V203H34V201L35 200H32V199H30V201H29V203L28 204H24V203H22L21 202ZM40 201V200H39ZM63 201V200H62ZM109 201H112L111 199H109ZM238 201V202H239ZM37 202V201H36ZM44 203H42V202H39L38 204L39 205H41V204H43V206L45 205V202H47V201H43ZM52 202V201H51ZM79 202V201H78ZM82 201H80V203H81ZM113 202V201H112ZM232 203V207H230V208H232L231 210H234V209H237V207H239V205H241V203L238 205L237 203L238 202H236V203ZM254 202V203H253ZM114 203V202H113ZM110 204V203H109ZM233 204H237V205H233ZM34 205H35V203H34ZM111 205V204H110ZM259 205V204H258ZM7 206V205H6ZM31 206H33V205H31ZM36 206V205H35ZM42 206V208H44ZM55 206V205H54ZM109 206V205H108ZM204 206V205H203ZM41 206H38L37 207V209L35 208V211L33 210V213L35 214L36 213V215L35 216H43L42 217V219L41 220H43V221H45V223H46V225L45 226H43V228L44 227H46V229H47V226H48V224H50L51 222L53 223V221H54V223H55V221L56 222H58V220L60 219H63L62 218V213H61V211L59 210V209H61V208H58V210L55 212V213H50V211L51 210H49V208H48V206H47V208H44V209H41L40 208ZM60 207V206H59ZM105 207V206H104ZM107 207V206H106ZM105 207V208H106ZM110 207V206H109ZM188 208L187 209H189V206H187ZM192 207V206H191ZM33 208V207H32ZM133 208V207H132ZM132 208H130V209H132ZM229 208V209H230ZM242 208V209H243ZM249 208V209H250ZM31 209V208H30ZM29 209V210H30ZM108 209V208H107ZM106 209V211L104 212V214L106 213L107 215H109L107 212H108V210ZM111 209V208H110ZM129 209V210H130ZM250 209V210H251ZM256 208H254V210H255ZM28 210V211H29ZM32 210V209H31ZM30 210V211H31ZM55 210V209H54ZM73 210V209H72ZM239 210V209H238ZM248 210V209H247ZM253 210V211H254ZM262 210V211H261ZM82 211V210H81ZM112 211V210H111ZM78 212H80V211H78ZM149 212V211H148ZM210 212H212L211 210H209V213ZM252 212V211H251ZM27 213V212H26ZM77 213V212H76ZM146 213V212H145ZM208 213V214H209ZM225 213V212H224ZM250 213V212H249ZM27 214H30V213H27ZM38 214V215H37ZM74 214V213H73ZM207 214V215H208ZM241 214V213H240ZM251 214H253L254 216H256V217H258L259 215V217H260V220L262 219V218H264L263 216H264V210L262 209V207H261V209L260 208H257V210L256 211H254V212H252ZM32 216H34L33 214H31ZM207 215H205V217L207 216ZM26 216V215H25ZM31 216V217H32ZM212 216V215H211ZM211 216H209V217H207V220H209V221H211L212 219H213V217H211ZM216 216V215H215ZM224 216V215H223ZM239 216V215H238ZM241 216V215H240ZM247 216H248V214H247ZM29 216H27V217H25L26 219L25 220H27V219H29L28 218ZM236 217V216H235ZM251 217H253V216H250L249 218L250 219H254V218H251ZM262 217V218H261ZM200 218V217H199ZM217 218V217H216ZM24 219V218H23ZM203 219H204V216H203ZM233 219V218H232ZM24 220V221H25ZM206 220V219H205ZM206 220V221H207ZM247 220H249V219H247ZM264 220V219H263ZM23 221V220H22ZM28 221V220H27ZM31 221H32V219H31ZM42 221V222H43ZM117 221V220H116ZM119 221H120V219H119ZM209 221H207V222H209ZM226 221H227V219H226ZM257 221V220H256ZM122 222L124 223V220H122ZM207 222H205V223H207ZM240 223L242 222V221H239ZM248 222V221H247ZM230 223L232 224V222L230 221ZM240 223H237L238 224V226H239V224ZM246 223V222H245ZM250 223H252V221L250 222ZM250 223L248 224V223H246V224H248V227L250 228ZM42 224V223H41ZM119 224H121V223H119ZM236 224V223H235ZM241 224H243V223H241ZM39 225V224H38ZM51 225V224H50ZM55 225V224H54ZM57 225V224H56ZM124 225V224H123ZM254 225V221H253V224L251 225L252 227H255V226H253ZM262 225V224H261ZM30 226V225H29ZM51 226H53V225H51ZM118 226H122V225H118ZM197 226V225H196ZM33 227H34V225H33ZM33 227H30V228H33ZM40 228H38V229H42V225H40L39 226ZM102 227H104L105 228V226H102ZM187 227V226H186ZM190 227H192V226H190ZM223 227V226H222ZM231 227V226H230ZM241 227V226H240ZM4 228V229H3ZM35 228V227H34ZM48 228H50V226H48ZM79 228V227H78ZM110 228V227H109ZM117 228H119V227H117ZM121 228V227H120ZM211 228V227H210ZM28 229V230H27ZM46 229H42V230H46ZM99 229V228H98ZM100 229H101V227H100ZM106 229H108V227L106 228ZM110 229H112V230H114L115 228H110ZM110 229H108V232L107 233H109V232H111L112 233V230H110ZM187 229V228H186ZM191 229V228H190ZM241 229V228H240ZM1 230V229H0ZM32 230V229H31ZM56 230H58L59 231V227H58V229H56ZM110 230V231H109ZM126 230V229H125ZM165 230V229H164ZM179 229L177 228V230H175L174 228L173 229H168V230H165V232H164V234H166L167 235V237L165 238L166 240H167V242H164L165 240H163L160 244H159V246H158V248L160 247V248H162V250H164L165 248L166 249H168L167 248V243H169V245L171 246V248L169 247V253L168 254H170V257H168V261H169V259L170 260H174V261H176V256L175 255H180V254H183L184 253V248H183V246L184 245H188L187 244V242H186V244L184 243V241L185 240H183L184 238H183V234H182V232L179 230ZM194 230H196V228H194ZM197 230H199V228H197ZM196 230V232H195V234L197 233V232H199V231H197ZM216 230V229H215ZM222 230V229H221ZM250 230V229H249ZM33 231H34V229H33ZM50 230H46V232H49ZM55 231V230H54ZM57 231V232H58ZM102 231H104V230H98L97 232V235L96 236H99L98 234H100L99 232H102ZM107 231V230H106ZM106 231H104V234L103 233H101L100 234V236L101 235H103V236H101L100 238H102V239H104V236H105V234H106ZM118 231V230H117ZM188 230H186V232H187ZM191 232H190V235H192V231L193 230H190ZM238 231V230H237ZM114 232V231H113ZM189 232V231H188ZM204 232V231H203ZM213 232H215V231H213ZM217 232V231H216ZM243 232V231H242ZM44 233H45V231H44ZM52 233H54V232H52ZM75 233V232H74ZM73 233V234H74ZM108 234L107 236H112V234ZM118 233V232H117ZM116 233V234H117ZM132 233V232H131ZM130 233V234H131ZM220 233V232H219ZM234 233V232H233ZM51 234V233H50ZM50 234L48 235L49 237L48 238H50ZM55 235L56 234H58V233H54ZM54 234H52V235H54ZM64 234H65V232H64ZM69 233L67 232V235H68ZM126 234H127V232H126ZM147 233H145V236H148V235H146ZM194 234V235H195ZM206 234V233H205ZM224 234V233H223ZM244 234V233H243ZM242 234V235H243ZM30 235L32 236L33 234H31L30 233ZM40 235H41V233H40ZM43 235V234H42ZM67 235H65V236H67ZM77 235V234H76ZM75 235V236H76ZM129 235V234H128ZM197 235V234H196ZM214 235V234H213ZM251 235V234H250ZM28 236V237H27ZM45 236V235H44ZM94 237H96L95 235H93ZM109 236V237H110ZM131 236V235H130ZM228 236H230V235H228ZM247 236V235H246ZM52 237V236H51ZM55 237V236H54ZM59 238V236H57L56 235V238ZM69 237V236H68ZM80 237V236H79ZM85 237V236H84ZM94 237L93 238H91L90 240H89V242L88 243H85V240H84V243L85 244H83V243H80L79 241H81L80 240V238H79V240H78V242H79V244L80 245H83L82 247H84V250H85V248L87 249H90V248H98V247H104L103 245H105V244H102V240H101V243L100 242H98V241H95V240H99V238H96V239H94ZM107 238V239H109V240H107V241H110V238ZM117 237V236H116ZM149 237H150V234H149ZM183 238V239H181V238ZM198 237H200V234H199V236H197V238ZM202 237V236H201ZM221 237V236H220ZM231 237V236H230ZM32 238V237H31ZM33 238H35V236L33 237ZM32 238V239H33ZM106 238V237H105ZM127 238V237H126ZM228 238V237H227ZM30 241H28V240ZM51 239H53V238H51ZM55 239V238H54ZM60 239V238H59ZM72 239V238H71ZM78 239V238H77ZM83 239V238H82ZM112 239V238H111ZM230 239V238H229ZM240 239V238H239ZM58 240V239H57ZM86 240H88V239H86ZM196 240V239H195ZM208 240V239H207ZM213 239L211 238V241H212ZM29 242L30 243V245H29V243H28V245L27 244H25L26 242ZM54 241V240H53ZM55 241H56V239H55ZM74 241H76V240H74ZM100 241V240H99ZM206 241V240H205ZM210 241V240H209ZM208 241V242H209ZM216 241V240H215ZM238 241V240H237ZM47 242H48V240H47ZM49 242H50V239H49ZM48 242V243H49ZM83 242V241H82ZM95 242V243H94ZM106 242V241H105ZM188 242H190V241H188ZM228 242V241H227ZM245 242V241H244ZM47 243V244H48ZM52 243V242H51ZM73 243V242H72ZM74 243H76V242H74ZM107 243V242H106ZM137 243V242H136ZM196 243V242H195ZM195 243H193L194 245H195ZM214 242H212V244H213ZM229 243V242H228ZM55 244V243H54ZM65 244V243H64ZM67 244V243H66ZM78 243H76V246H79V244L77 245ZM109 244V243H108ZM197 244V243H196ZM209 244V243H208ZM223 244V243H222ZM235 244V243H234ZM238 244V243H237ZM49 245V244H48ZM93 245V246H92ZM132 245H133V243H132ZM149 245V244H148ZM152 245H154V244H152ZM168 245V246H169ZM224 245H226V244H224ZM230 245H232V243L230 244ZM75 246V247H76ZM105 246H107V244L105 245ZM51 247V246H50ZM58 247V246H57ZM61 247V246H60ZM65 247H66V245H65ZM75 247H74V250H75ZM188 247V246H187ZM227 247V246H226ZM237 247V246H236ZM63 248V247H62ZM61 248V249H62ZM77 248V247H76ZM79 248V247H78ZM157 248V249H158ZM221 248V247H220ZM220 248H218V249H220ZM224 248V247H223ZM229 248H230V246H229ZM239 248H241V246L239 247ZM69 249H71V248H69ZM114 249V248H113ZM165 249V250H166ZM193 249V248H192ZM233 249V248H232ZM59 250H60V248H59ZM58 250V248L57 249H55V252L56 251H59ZM101 250H103V249H101ZM101 250H100V253H101ZM106 250V249H105ZM105 250H103L104 252L103 253H105V255H107V254H109V250L110 249H108L107 250V252H105ZM150 250V249H149ZM148 250V251H149ZM158 250H160V249H158ZM201 250V249H200ZM216 250V249H215ZM229 250V249H228ZM236 250H237V248H236ZM235 250V251H236ZM73 251V250H72ZM109 251V252H108ZM131 251V250H130ZM196 251V250H195ZM220 251V250H219ZM60 252V251H59ZM70 252V253H69ZM68 253L71 255H73V253L75 252H71V251H69ZM76 252H77V250H76ZM85 252V251H84ZM112 252V251H111ZM128 252V251H127ZM159 252V251H158ZM164 252V251H163ZM189 252H191V251H189ZM198 252V251H197ZM201 252V251H200ZM213 252V251H212ZM223 252V251H222ZM222 252H221V254H222ZM226 252V251H225ZM48 253V252H47ZM98 253H99V251H98ZM102 253V254H103ZM155 253H157L156 251H155ZM162 253V252H161ZM193 253V252H192ZM218 253V252H217ZM254 253V252H253ZM75 254H77V253H75ZM74 254V255H75ZM166 254V253H165ZM194 255H196V253L194 252L193 253ZM197 254H199V253H197ZM211 254V253H210ZM226 254V253H225ZM194 255H193V257H194ZM212 255V254H211ZM210 255V256H211ZM217 255V254H216ZM238 255V254H237ZM83 256V255H82ZM121 256H123V255H121ZM163 256H164V254H163ZM162 256V257H163ZM169 256V255H168ZM65 256H63V258H64ZM78 257H79V254H78ZM120 257V256H119ZM127 257V256H126ZM153 257H155V256H153ZM202 257V256H201ZM206 257H207V255H206ZM206 257L205 256H203L202 258H205L206 259ZM216 257V256H215ZM224 257V256H223ZM222 257V258H223ZM255 257V256H254ZM61 259V260H58L59 261V264H69V262H67L66 260H68V259H65V258H69L70 259V256L68 255V257H67V255H66V257L64 258V259ZM75 258H77V257H75ZM81 260L83 259V260H85V258H81V257H79ZM90 258V257H89ZM97 258V257H96ZM104 258V257H103ZM187 258V257H186ZM190 258H191V256H190ZM196 258V256L193 258V259H195ZM212 258V257H211ZM214 258V257H213ZM72 259H74V256H72ZM71 259V260H72ZM160 259V258H159ZM197 259V258H196ZM217 259V258H216ZM220 259V258H219ZM225 259H226V255H225ZM63 260L65 261V262H67V263H64L63 262ZM71 260H70V262H71ZM75 260H77V262L79 261H81V260H78V259H75ZM74 260V261H75ZM86 260L87 261H83L84 263L83 264H93V262L91 261V260H89V259H87L86 258ZM93 260V259H92ZM126 260V259H125ZM160 260H162V262L160 261ZM160 260H156V262H159L160 261V263H163L164 261L166 262V263H168L167 262V260H164V259H160ZM181 260H182V258H181ZM192 260V259H191ZM199 260H201V259H199ZM230 260V259H229ZM69 261V260H68ZM150 261V260H149ZM148 261V262H149ZM203 261V260H202ZM212 261V260H211ZM210 261V262H211ZM226 261V260H225ZM72 262H73V260H72ZM76 262V261H75ZM75 262L73 263V264H75ZM82 262V261H81ZM147 262V263H148ZM155 262V261H154ZM155 262V263H156ZM177 262V261H176ZM179 262H181V261H179ZM183 262V261H182ZM180 263V264H183V263ZM192 262V261H191ZM204 262V261H203ZM219 262V261H218ZM222 262H223V264H224V260L222 259ZM58 263V262H57ZM149 263H152V262H149ZM159 263V264H160ZM175 263V262H174ZM194 263V262H193ZM199 263V262H198ZM220 263V262H219ZM226 264H229V262L227 261V262H225ZM72 264V263H71ZM77 264H80V263H77ZM189 264V263H188ZM216 264V263H215ZM231 264V263H230Z\"/></svg>","mask_w":264,"mask_h":264},{"label":"snow or ice","instance_id":"3","mask_svg":"<svg viewBox=\"0 0 264 264\" xmlns=\"http://www.w3.org/2000/svg\"><path fill=\"white\" fill-rule=\"evenodd\" d=\"M20 2V0H17V3H19Z\"/></svg>","mask_w":264,"mask_h":264}]
</instances>
